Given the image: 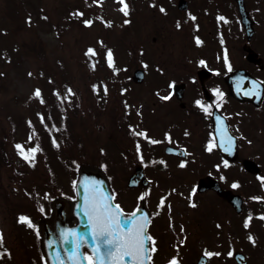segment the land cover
I'll return each instance as SVG.
<instances>
[{
    "label": "rangeland",
    "instance_id": "rangeland-1",
    "mask_svg": "<svg viewBox=\"0 0 264 264\" xmlns=\"http://www.w3.org/2000/svg\"><path fill=\"white\" fill-rule=\"evenodd\" d=\"M177 1L169 0V9L175 11L163 13L158 10L157 0L155 6L153 0H127L130 12L125 15L120 11L119 0H101L100 5L93 3V0H0V229L4 232V246L11 251V256L5 254L0 258V264H44L41 222L51 220L52 202L56 198L74 199L73 181L81 168L103 171L123 207L132 209L140 202L138 197L143 189L131 190L126 186L132 170L144 162L137 160L134 150L139 137L134 136L131 130L125 132L126 127H120L125 122V111L135 115L138 109L136 118L147 136H150L148 133H156L160 129L157 122L162 125L166 121L158 119L154 111L160 112L161 106L166 103L158 102L151 89L163 88L160 94H164L167 81L178 80L174 77L182 69L193 71L196 60L201 57L214 64L212 57L217 47L214 46L213 52L202 46L195 49L199 46L194 45L189 36H182L190 31V27L175 32L179 29L172 22L183 18L187 20L188 12L196 13L197 18L205 22H198L200 39L205 43L214 37V31L211 33L213 29L210 23L205 25L206 19L211 20V17L203 16L202 10L212 13L220 10L223 16L229 15L225 0H186L188 12L176 10ZM251 4L254 5L253 0ZM193 8L196 12L192 11ZM77 9L84 12L83 17L72 15ZM174 12H178L180 18ZM101 16L104 20L112 21L111 25L101 23ZM89 17L93 24L85 26L82 21ZM125 20L130 23H125ZM101 40L103 45L100 44ZM263 41L261 37V43L257 44L261 50L264 49ZM239 45L237 42L235 46L237 57L241 54ZM89 46L97 50V55L91 59L85 55ZM107 48L113 50L115 67L120 69L119 72L106 63ZM92 60L97 61L94 69L91 67ZM163 66L166 69L158 72V68ZM136 68H142L145 72V78L141 84H137L138 87L125 81ZM30 72L32 75H29ZM99 82H104L108 88L107 94L102 93L105 96L100 98L93 94L92 88L93 84ZM67 86H71L74 95L70 101L66 99L61 102L53 89L64 94ZM37 87L42 90L45 103L33 96ZM122 89L126 91L121 93ZM135 90L138 91L137 95ZM241 109L247 110L246 107ZM236 110L243 117L241 120L237 118V125L233 126L235 131L243 133L239 141V156L254 160L264 176V109L262 112L260 109L252 110L245 115L239 108ZM37 113L44 114L43 124ZM49 115L52 121L46 122ZM29 120L32 121L31 126ZM137 120L133 121L136 126ZM45 124L51 125L46 128ZM48 131L51 135L55 132L53 137L59 142V148L50 143ZM30 133L31 141L28 139ZM18 142H23L26 148L36 143L42 146L43 151L37 152L34 166L18 155L15 148ZM164 144L163 141L157 148L159 155L163 154ZM141 147L147 159L145 163H152L153 166L156 146ZM197 147L200 150L199 145ZM205 156L210 158L207 153ZM212 159L216 160L213 156ZM203 161L202 158L198 160L200 163ZM164 162L167 164L165 168H168L171 160ZM102 164H107V168H102ZM240 167L237 162L236 167H228L226 171L227 177L234 174L233 180L241 182L236 193L242 196L244 207L238 215H234L226 204L215 200L211 193L201 196L204 203L202 209L193 208L189 204L191 193H187L191 180L179 181L174 178L173 181L179 182L170 186L172 179L167 178L164 183L166 187L159 188L157 181L165 180V175L163 177L161 173L163 170L145 167V174L152 182L144 200L154 213H158L154 215L155 224L151 228L161 234L164 233L163 226L159 231L157 224H165L168 228L167 242L163 237L162 247L153 253V264H162L173 256H178L180 264L195 263L203 246L212 252L217 249L216 252L220 253V259L214 256L209 264H228L231 257L227 253L232 241L236 242V247L242 244L247 253L250 248L253 249L247 243L248 233L242 222L249 214L253 216L255 203L252 197H264V190L259 189L254 175L246 176ZM153 172L159 173L153 175ZM189 175L191 170L186 174L187 177ZM173 186L178 188L173 191ZM162 195L171 205L167 213L166 210L163 212L165 220L162 209L158 212L154 209L155 201ZM204 197L209 200L206 201L207 209L213 207L210 212L204 208ZM210 200H214L215 204ZM259 204L264 206V202ZM40 205L44 206V212L39 210ZM262 209L264 211V207ZM20 214L32 219L38 226L39 235L36 229L18 222ZM251 228L264 231V227L256 229V225H251ZM261 232L257 233L260 246L264 242ZM183 236H186V240L180 244ZM169 239L172 244H168ZM252 260L253 264H260L257 261L260 258L255 255ZM229 264H233L232 261Z\"/></svg>",
    "mask_w": 264,
    "mask_h": 264
},
{
    "label": "snow or ice",
    "instance_id": "snow-or-ice-1",
    "mask_svg": "<svg viewBox=\"0 0 264 264\" xmlns=\"http://www.w3.org/2000/svg\"><path fill=\"white\" fill-rule=\"evenodd\" d=\"M93 3L100 5L101 0H93ZM121 5L120 11H122L125 15H128L130 12V6L127 0H119ZM153 6H155V0H153ZM160 11L165 12L166 9L161 5ZM73 16L83 17L84 12L80 9H77L72 13ZM189 16L193 20H195V16L189 13ZM47 18V17H45ZM100 19L105 23L106 26H110L112 21L104 20V17L101 16ZM220 20H226L225 17H218ZM29 22H31V17H29ZM83 24L85 26H91L93 24L92 19H84ZM125 23H130V21L125 20ZM177 27H180V22L177 21ZM198 27V25H197ZM196 43L201 44L203 41L199 36L196 38ZM100 44L103 45V40L100 41ZM85 55L89 56L91 59L92 56L97 55V50L93 46H89L86 49ZM106 58L109 67H112L115 72H119L120 69L115 67V59L114 53L111 48H107L106 50ZM225 63L229 70H231L232 65L228 61L227 49H225ZM10 59V57L8 58ZM97 61L92 60L91 67L94 69L96 67ZM200 64H205L206 62L201 59L199 61ZM145 67L147 65L145 64ZM161 71H163L161 69ZM29 75H32L30 72ZM43 75V73H41ZM194 79V78H193ZM49 80L51 78L49 77ZM102 83V82H101ZM173 84L175 82H172ZM252 88L250 90H244L245 95H257L264 92V82H258L256 80L252 81ZM171 86V85H170ZM92 88L94 91L99 92L100 85L93 84ZM103 90L105 94H107L108 88L106 84H103ZM122 91H126V89H122ZM216 93L217 98H221L224 96V93L219 89H213ZM55 95L58 100L63 102L64 100H71V96L74 95V91L71 86H67V90L64 94H61L60 90H54ZM159 94V92H158ZM33 96L38 98L41 103H45V99L42 95V90L37 87ZM171 96V93L167 96H163L162 99L168 100ZM195 104L198 105L205 113L212 108L211 104H205L202 100H195ZM219 107V104L216 105ZM41 122L43 123L45 120V116L43 113H37ZM217 120L220 121L221 118L218 116ZM29 125H32V121H28ZM47 128L48 125L45 124ZM53 127H55L53 125ZM130 128L133 129L135 135L144 136L146 139L151 140V137L147 136L146 131H135L134 126L130 125ZM58 130V129H57ZM35 131V129H33ZM188 133L186 132L185 135ZM218 134L220 136L219 144L224 148L226 152L232 151V145L234 141V137L228 132L227 125L222 121L218 128ZM171 139L170 134H166ZM29 141L32 140V134H29ZM156 142V141H152ZM52 143L55 147L59 148L60 144L55 137H52ZM215 137L209 139L206 144V150L211 152L214 147H216ZM15 148L18 152V155L23 158L29 165H35L36 154L39 151H43L39 143H36L32 147H25L23 142H18L15 144ZM103 151V149H101ZM137 152H140V144L137 141ZM140 159L143 160V155H140ZM167 166L166 162L161 161ZM187 163L186 160H181L180 166L183 167ZM224 167H228L229 161H223ZM102 168H107V164H102ZM217 168L220 165H216ZM223 178V177H221ZM262 183H264V176L260 177ZM77 182L74 180L73 185L76 186ZM239 182L234 181L232 186L238 187ZM174 191V189H173ZM196 191L195 188L192 189L194 193ZM31 195V194H30ZM39 195V193L37 194ZM47 195V194H46ZM148 195L147 192L141 193L138 199H144V197ZM252 199L261 200L264 197H252ZM165 205V197L160 198V202L158 204L159 208H163ZM169 209L171 205H168ZM83 208L84 212L87 216V223L90 227L91 234V242L88 243L90 248V252H84L83 247L85 242L87 241V234L81 236L76 228L68 227L62 229L61 239L67 243H71V248L65 246L62 250L56 249L53 254V264H152V254L157 251V245L155 243L156 238L151 236L148 231V225L151 223V219L147 212L141 211L140 206L133 211L131 215H126L123 207L116 202L115 193L114 192H106L103 188V181L97 180L93 178L91 181H87L85 183V191L83 198ZM39 210L44 212V206L40 205ZM158 213H153V215H157ZM262 218H264V213L260 214ZM251 214L245 219V227L248 226L249 221L251 220ZM18 222L26 223L29 227L37 230V235H39L38 226L33 223L32 219L26 214H20L18 217ZM219 226V225H218ZM183 226H181V231H183ZM248 239L255 244L256 241L254 237L249 234ZM185 241L181 240L180 244H183ZM5 237L4 232L0 229V258H3L5 254L11 256V251L7 247L4 246ZM53 244V241H49V246ZM179 247V245H177ZM205 256L211 257L213 255H220L219 252H212L205 249ZM227 255L232 256L233 252L230 250ZM43 259V257H42ZM44 264H48L47 259H44ZM167 264H180L178 256L171 257L170 260L167 261Z\"/></svg>",
    "mask_w": 264,
    "mask_h": 264
},
{
    "label": "flooded vegetation",
    "instance_id": "flooded-vegetation-1",
    "mask_svg": "<svg viewBox=\"0 0 264 264\" xmlns=\"http://www.w3.org/2000/svg\"><path fill=\"white\" fill-rule=\"evenodd\" d=\"M225 1L229 10V15L223 16V13L220 10L214 11L213 13L215 22H219L218 25L220 29L218 33L220 32L221 37L216 36V38L208 39L207 42L199 46L200 49L202 46L208 48L212 52L214 46H217L214 56L212 57L214 64H210L204 59L203 60L206 63L203 65L200 64L199 61L202 59L201 57L196 60V65L194 64L196 68L193 71L182 69L179 79L174 83L176 86H172V88L170 87V89H167L164 94H160V91L163 89H154V91L157 94L159 92L160 95H165L168 92L171 93L172 99L167 102L168 104L162 105V110L160 112L156 111L155 114L158 116V119L166 121L161 127V134L166 140L170 141L166 144L172 145L174 148H183L186 151L185 158H178L173 155L165 156L176 162L186 160L189 163H194L198 160L200 155H197V145H199L200 148H204L208 140L212 139L213 112L218 111L223 114L227 119L230 130H233V119L236 118L234 115L235 107L238 103L229 94V87L225 80L227 75L241 68L249 72L253 77L264 82V49L261 50L260 47H257V44L261 43L260 38L263 37L264 39V0H253L254 5L251 4V0H244L249 17V23L247 22V24L248 27H253V35L249 40L244 31L245 27L243 28L239 22V17L237 18L235 15L236 5L234 1ZM220 16L225 17L226 20L218 19ZM219 39H221L222 43H219ZM237 42L240 44L239 49L241 51L239 57L236 56L237 53L235 51ZM190 48L193 49V47ZM225 49H227L228 61L232 65L231 70L228 69L225 63ZM248 49L253 50L258 58H261L262 61L259 64H254L246 59ZM221 50L222 54L224 50V56L220 54ZM190 64L192 65V63ZM187 68L191 69V67ZM213 89H219L224 93V96L218 99ZM172 91L174 93H172ZM177 94L181 96L180 100L175 98V95ZM197 99L202 100L205 104H211L212 108L205 113L195 104V100ZM218 104L219 107L216 106ZM243 104L245 105V103ZM246 104L248 105V108H254L251 104ZM261 108H264V97L261 107L254 110H259ZM186 132L188 133L187 135H185ZM166 134L171 135L170 140ZM214 156L216 157V160H212V164H219L220 161L223 164L224 159H222L217 153H215ZM244 158L247 157H240L237 153V156L234 159L228 160V167H236L237 162L242 166V160ZM228 167H224L223 165L222 170L227 171ZM223 188L227 187L223 186ZM228 207L232 210L230 206ZM258 225L263 229L264 221L263 224L259 223ZM261 250L264 257V242L261 245ZM262 264H264V261Z\"/></svg>",
    "mask_w": 264,
    "mask_h": 264
},
{
    "label": "water",
    "instance_id": "water-1",
    "mask_svg": "<svg viewBox=\"0 0 264 264\" xmlns=\"http://www.w3.org/2000/svg\"><path fill=\"white\" fill-rule=\"evenodd\" d=\"M182 1L180 0L179 2V7L181 8ZM242 9V7H240ZM142 71L141 70H136L134 72L133 79L136 82L141 81L142 79ZM93 178L97 180L103 181V188L107 192V183L103 177V175L96 170H91L87 168H83L79 171L78 173V179H77V184H76V191L78 192L80 196V200L76 203L75 205V214L78 216L79 219V224L76 227L78 232L80 233L81 236H84L85 234L88 233L87 229V216L84 212L83 208V194L85 191V183L87 181H91ZM223 197L227 198L229 201H233V199H236V196H233L230 193H220ZM55 207V216H54V221L53 225L49 226L46 223L43 224L42 226V234H43V244H44V249L45 253L48 259L49 264H53V254L56 249L62 250L63 247L67 246L71 248V243L65 244V242L61 239V232L62 229L68 228L67 227V218L64 216L62 212V207H63V201L58 200L56 203H54ZM53 241V244L49 246V241ZM88 240V237H87ZM87 249V241L84 244L83 249Z\"/></svg>",
    "mask_w": 264,
    "mask_h": 264
}]
</instances>
